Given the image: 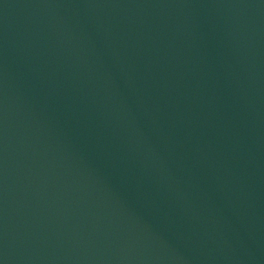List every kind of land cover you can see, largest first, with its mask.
<instances>
[{"label":"water","instance_id":"obj_1","mask_svg":"<svg viewBox=\"0 0 264 264\" xmlns=\"http://www.w3.org/2000/svg\"><path fill=\"white\" fill-rule=\"evenodd\" d=\"M0 264H264V0H0Z\"/></svg>","mask_w":264,"mask_h":264}]
</instances>
